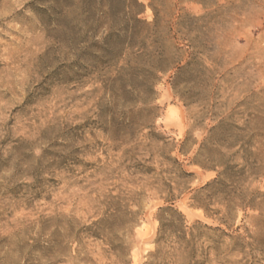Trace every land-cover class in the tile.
<instances>
[{
    "label": "rangeland",
    "instance_id": "obj_1",
    "mask_svg": "<svg viewBox=\"0 0 264 264\" xmlns=\"http://www.w3.org/2000/svg\"><path fill=\"white\" fill-rule=\"evenodd\" d=\"M151 2L139 0L147 22ZM157 3L192 18L208 72L163 75L145 107L114 81L109 25L84 0H0V264H225L192 244L196 223L218 226L194 198L225 212L232 187L264 194V0ZM169 197L186 236L161 229ZM236 216L262 238L264 208Z\"/></svg>",
    "mask_w": 264,
    "mask_h": 264
},
{
    "label": "trees",
    "instance_id": "obj_2",
    "mask_svg": "<svg viewBox=\"0 0 264 264\" xmlns=\"http://www.w3.org/2000/svg\"><path fill=\"white\" fill-rule=\"evenodd\" d=\"M84 1L88 6L86 14L89 20L100 29L109 25L108 35L103 39L101 49L107 54L110 51L113 55L107 58L112 59L111 68L117 73L118 78L114 81L116 83L125 81L132 93L142 96L140 102L145 107L153 101L150 95L154 94V88L163 75L175 72V81L178 83L184 74L203 77L208 72L201 58L204 51H196L192 47L190 16L176 17V14H170L159 6L157 0H152L150 8L153 12V20L147 22L141 18L146 7L139 3V0H123V6L120 8L115 5L120 0ZM186 41L190 45L183 43ZM220 127L214 128L212 134ZM150 136L153 137L154 134L150 133ZM164 145L168 146L167 143ZM174 151L171 149L169 154ZM164 154L162 157L166 161H172L179 168L181 167L178 159L166 155V152ZM225 175V172L220 174L216 181L218 185H225V180L221 179ZM210 188L211 184H208L200 192H207ZM232 189L233 195H225L221 199L225 212L212 211L211 204L205 207L203 205L205 203H201L198 196L194 198L198 206L205 210L208 218L217 220L218 226L196 223L190 232L192 244L200 241L209 243L211 245L209 249L214 250L225 264L229 263L227 257L235 254L243 257L239 264H264V233L261 239H256L248 233L242 235L240 227L234 229L236 213L240 208L243 211L263 210L264 194L255 192L244 198L241 194L237 195L240 189L235 187ZM174 201V197H169L166 199L168 206L159 210L158 220L161 229L164 231L166 228H176L178 231H174V234L186 236L191 230L186 226L184 215L174 207ZM118 264H121V258Z\"/></svg>",
    "mask_w": 264,
    "mask_h": 264
}]
</instances>
